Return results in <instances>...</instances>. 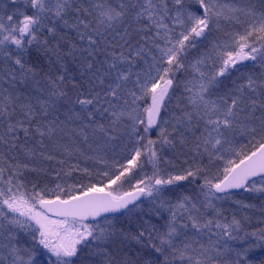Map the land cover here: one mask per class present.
<instances>
[{"label": "snow or ice", "instance_id": "1", "mask_svg": "<svg viewBox=\"0 0 264 264\" xmlns=\"http://www.w3.org/2000/svg\"><path fill=\"white\" fill-rule=\"evenodd\" d=\"M237 190L264 194V0L0 4V264H264Z\"/></svg>", "mask_w": 264, "mask_h": 264}, {"label": "trees", "instance_id": "2", "mask_svg": "<svg viewBox=\"0 0 264 264\" xmlns=\"http://www.w3.org/2000/svg\"><path fill=\"white\" fill-rule=\"evenodd\" d=\"M7 3V0H0V4ZM175 99L172 101V105L175 104ZM88 135V142L84 143L82 138H77L78 142L80 143L81 148L88 154L92 155L91 150L89 149L88 145L91 144L93 147L96 146L97 143H104L105 137L102 133L94 132L93 129L89 128L85 130ZM155 136V133H153V137ZM120 141L114 142L113 145L109 146L106 149L107 157L109 159V162H111V159L115 157L116 159L121 160V162H124L123 156L120 155ZM112 147H116V152L114 153L111 149ZM126 155V153H125ZM169 156L171 153L168 154ZM81 167H89L93 168V161H81ZM102 167V166H97ZM77 178H80V174H76ZM85 183L87 180L85 179ZM135 181H133L134 183ZM68 183H73V180H69ZM125 188H127V185H125ZM235 200L237 201H243L244 203L253 205L254 207L249 209H243L240 207L239 204L234 203L233 201H228L225 203L224 207L228 210L227 215L231 217L233 214L236 215L238 219L247 217L244 221V227L247 231H257L260 228H264V212L260 211L261 205L264 204V194H252V193H245L243 191L236 192L235 193ZM121 222L125 224L127 227L128 224L126 221L121 219ZM134 227V225L132 226ZM138 247V245L135 244V242H132L128 246V250H135ZM252 258H259L264 257V251L260 250L259 248L255 249L251 254Z\"/></svg>", "mask_w": 264, "mask_h": 264}, {"label": "water", "instance_id": "3", "mask_svg": "<svg viewBox=\"0 0 264 264\" xmlns=\"http://www.w3.org/2000/svg\"><path fill=\"white\" fill-rule=\"evenodd\" d=\"M236 192H241V191L237 190Z\"/></svg>", "mask_w": 264, "mask_h": 264}, {"label": "rangeland", "instance_id": "4", "mask_svg": "<svg viewBox=\"0 0 264 264\" xmlns=\"http://www.w3.org/2000/svg\"><path fill=\"white\" fill-rule=\"evenodd\" d=\"M121 219H123V218H121ZM124 220V219H123ZM125 221V220H124Z\"/></svg>", "mask_w": 264, "mask_h": 264}]
</instances>
